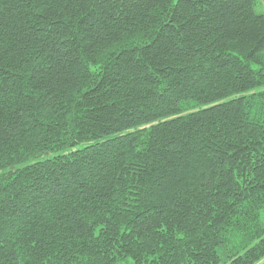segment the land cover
Masks as SVG:
<instances>
[{
	"label": "trees",
	"instance_id": "16d2710c",
	"mask_svg": "<svg viewBox=\"0 0 264 264\" xmlns=\"http://www.w3.org/2000/svg\"><path fill=\"white\" fill-rule=\"evenodd\" d=\"M259 0H0V264H264Z\"/></svg>",
	"mask_w": 264,
	"mask_h": 264
},
{
	"label": "rangeland",
	"instance_id": "374dc122",
	"mask_svg": "<svg viewBox=\"0 0 264 264\" xmlns=\"http://www.w3.org/2000/svg\"><path fill=\"white\" fill-rule=\"evenodd\" d=\"M257 11L264 13V0H259L257 4ZM120 264H134L133 261L130 259L129 261L122 262Z\"/></svg>",
	"mask_w": 264,
	"mask_h": 264
}]
</instances>
